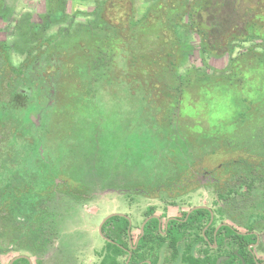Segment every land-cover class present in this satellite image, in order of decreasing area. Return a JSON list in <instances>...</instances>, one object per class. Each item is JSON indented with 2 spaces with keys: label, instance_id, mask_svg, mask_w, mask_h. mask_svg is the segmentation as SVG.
Returning a JSON list of instances; mask_svg holds the SVG:
<instances>
[{
  "label": "trees",
  "instance_id": "1",
  "mask_svg": "<svg viewBox=\"0 0 264 264\" xmlns=\"http://www.w3.org/2000/svg\"><path fill=\"white\" fill-rule=\"evenodd\" d=\"M243 2L150 0L140 13L136 0H95L92 12L70 15L68 0H48L40 21L25 15L15 46L27 54L25 61L0 59V236H14L15 243L30 236L33 245L41 236L46 252L50 236H60L73 212L51 206L60 190L70 196L88 192L91 184L127 188L132 181L143 189L150 179L134 170L143 159L167 171L150 187L173 185L190 176L195 163L219 159L223 180L239 181L232 194L241 201L262 199L240 214L251 234L234 235L240 242L251 236L253 244L264 221V0L245 9ZM53 26L58 29L49 33ZM224 56L222 69L209 63ZM119 93L132 105L121 106ZM232 105L242 108L237 116L215 119ZM63 107L68 112L58 113L55 125L66 124L68 133L54 154V113ZM204 212L191 213L187 224L201 226ZM117 219L107 222L109 233L122 230L112 228ZM227 231L219 235L230 236ZM8 247L0 239V253ZM116 259L108 254L104 264ZM249 264L258 261L252 256Z\"/></svg>",
  "mask_w": 264,
  "mask_h": 264
},
{
  "label": "flooded vegetation",
  "instance_id": "2",
  "mask_svg": "<svg viewBox=\"0 0 264 264\" xmlns=\"http://www.w3.org/2000/svg\"><path fill=\"white\" fill-rule=\"evenodd\" d=\"M18 23L19 21L17 19L10 17L9 10L7 9L4 0H0V31H2L5 28V25L8 24H12L14 29ZM1 39L0 36V59L2 62L5 61L8 64V59L6 57L7 54L3 51V44L6 43V39H4V37L2 40ZM228 157L230 160L237 162L234 155ZM211 160L212 159H208L205 162L195 163L197 164V167H194L191 175L186 178L178 179L173 185L160 184L150 187L148 190L145 188H136L134 186L135 190H141L149 194L151 193V195H149L151 201L148 205V210L151 214L145 217L141 224L138 223L136 227H134L133 222L127 219V217L110 215L111 217L106 220L109 217L108 216L105 219L106 221L104 220L102 223L103 226L101 232L99 228V233L105 240L106 244L103 243L96 247L93 246L88 250L95 254L98 259V264H104V262L107 261L108 254L112 256H115L116 254V261L118 264H217L219 259H221L220 264H243V262L244 264H249L252 256L253 259L258 261V264H264V236H260L259 233L260 228L264 226V221H262L261 224H259V227L256 228V231L253 232V234L256 235V240L253 244H251L250 241L251 236H242L243 239L240 242V239L237 238V236H234L236 231L241 232L243 235L251 233H245L244 227L243 230L234 227L233 219H224L220 217L221 211L217 208V204L219 203L218 198L213 202L216 203L214 206L204 204L192 205L186 212L185 216L180 214L166 216V211H169V206H167L164 201L157 200L158 197L156 196V192L164 191L169 194L168 196L171 199H173L169 200L170 206L179 207L180 205L176 204L177 202H174L175 199H182L191 193L202 190L203 188H211V191H218L217 185L220 180H223L221 174L223 164L219 163L217 166L212 167L214 163L211 165ZM208 164L212 167L211 169L207 167ZM107 190H127V188L107 187ZM60 191H62V193H58L56 197L58 195H64L65 193L68 194L67 190ZM70 193L76 198L77 195L82 196L83 200H85L83 202H89L85 198L87 194L85 192L76 193V191H71ZM71 195L66 197L72 199ZM73 202L75 203H73L68 210H75L77 207L76 202L81 201L73 200ZM182 203L186 204V201H183ZM38 205L39 203L37 204V207ZM159 207H161V209H159ZM197 210L205 211L202 213L200 222L201 226L192 227V225L187 224V222L191 220L190 214ZM115 216H119V219H117L118 222H114L118 227L112 228L114 230L122 228V230H125V233L121 234L120 232L122 230L118 233H109V225H107V222ZM121 220L124 221V223L119 222ZM21 227L24 228V226H19V229ZM224 227L227 228V234L230 236H223L224 233H222L221 236L219 235V231ZM62 234H64L63 228L60 236H50L52 240L51 248L46 252H43L40 246L41 236H38V240L33 249L24 246V243L30 236H19L20 240H24L21 244L14 242V236H0L1 240H4L9 244V251L6 253H0V256L15 253V255L9 260L8 264L14 259H24L28 264H45L46 257L56 253L59 255L55 256V262L50 264H79V258L84 255H82V253L81 255L75 254V252L72 251V247L67 248L62 246L60 242ZM144 236H147L146 241L143 239ZM236 240L238 246H243L242 249H235ZM12 242L13 244H11ZM27 244L29 243L27 242ZM111 245H114L115 248H111ZM239 250H241L242 253H239ZM141 256L144 258L140 260L139 257Z\"/></svg>",
  "mask_w": 264,
  "mask_h": 264
},
{
  "label": "rangeland",
  "instance_id": "3",
  "mask_svg": "<svg viewBox=\"0 0 264 264\" xmlns=\"http://www.w3.org/2000/svg\"><path fill=\"white\" fill-rule=\"evenodd\" d=\"M136 1L140 13L144 12L145 8L150 2V0ZM251 1L252 0H248L247 3L243 2L242 8L245 9L246 7H249L251 5ZM4 2L7 5V9L9 10V15L11 18L13 17V19L15 18L20 21L25 17V15L29 14L32 16L33 20L40 21L39 16L45 13L48 0H4ZM94 7L95 0H68V12L70 15L76 14L77 12L90 13L93 11ZM77 20L82 22L85 21V18L78 17ZM16 26L13 29L12 24L5 25V28L0 31V36L2 39L3 37L4 39H6V43L3 44V51L6 52L8 61L11 64L19 65L25 61L27 54H21L15 50V46L18 41ZM57 29L58 26H53L49 29V33H52ZM228 59V56H224L222 58H212L210 59L209 63L215 68L222 69L227 64ZM115 97L116 100L118 99V102H121V106L132 105L131 97L126 96L123 93H119ZM240 110H242V108H237V105H232V107L228 108V110L225 112H216L215 119H232L233 117L237 116ZM64 111L68 112V110L63 107L59 108L54 113V131H52V135L49 140L50 152L54 154L57 152V145L62 142L61 136L68 133V127L66 126V124L60 125L61 127L55 125L57 124V117H59L58 113ZM182 113L185 114L186 111L183 110ZM125 114L126 111L123 110L121 112V116L123 119H125L126 117ZM120 124L122 123L120 122ZM92 131L93 129H88L87 133L91 135L93 133ZM146 158H148V156ZM119 160L124 171V164H122L123 162H121V159ZM219 163H221V160L219 159H214V161L212 159L210 162V164L213 165L212 167L217 166ZM137 166H141L142 168L135 167L134 170L138 169V171H135V175H137V172L141 171V175H143L147 179H150L149 184L145 186V189L147 190L150 188L149 185L155 183V176L161 177L167 173L166 169L163 168L164 165H160L155 161H146V159H143L141 161V165ZM207 167L210 169L212 168L209 164L207 165ZM118 169L120 171V166ZM133 182L134 181H132L131 183L129 182L127 190L115 191L107 190V187L91 184L85 196V198L89 202H83L85 200H79L82 203L76 202V209L73 210V212L71 211V215L65 217V227H63L64 234H62L60 242L62 246H65L67 248L72 247V251L75 252V254L81 255L82 253V255H84L83 257L79 258V264H98V259L96 258L95 254L92 251L88 250L90 249V247H96L103 243L106 244L105 240L99 233V228L108 216L119 215L122 217H127V219L133 222L134 227H136L138 223L141 224L145 217H147L149 213L148 205L151 201L149 199V195H151V193L149 194L141 190H135L134 186L131 185L133 184ZM238 182L239 181H235L234 179L228 181L220 180L219 184L217 185L218 191H211V188H203L202 190L191 193L187 197H184L182 199H175L174 202H177L176 204H179V207L170 206L169 200L173 199L168 196L169 194H167V192H156V196L158 197V201H164L167 206H169V211H166V216H174L177 214L185 216L189 208L195 204L214 206L216 203L213 202L218 198L219 203L217 204V208L219 211L225 212V215H220V217L224 219H233L234 227L243 230V227L239 222L242 220L245 221V219H241L240 214H244V212H247V210L249 209V205H251L252 207L259 205L262 199L254 198L249 201H241V197H237L232 194V192L236 190V184ZM222 193H227L228 198H221L220 194ZM183 201H186V204H183ZM73 203L75 202H73L71 198H68L64 195H58L56 199L51 203V206L56 207L59 212L64 214L66 210H68L72 206ZM161 207H159V209H161ZM119 222L124 223V221L122 220ZM259 233L260 236H264V226L260 228ZM22 242H24L23 239L20 240L19 244H21ZM27 242L28 240H26L24 246H27L29 249H33L35 247V245L29 242V244H27ZM14 255L15 253L0 256V264H8L9 260ZM57 255L59 254L55 253L47 256L45 259V264L55 262V256Z\"/></svg>",
  "mask_w": 264,
  "mask_h": 264
},
{
  "label": "water",
  "instance_id": "4",
  "mask_svg": "<svg viewBox=\"0 0 264 264\" xmlns=\"http://www.w3.org/2000/svg\"><path fill=\"white\" fill-rule=\"evenodd\" d=\"M33 121L36 123L37 126L40 125V120H39V118H38V119H34V118H33ZM198 208H200V207H198ZM190 213H191V211H190ZM188 216H189V214H188ZM110 217H111V216H109L106 220H108ZM106 220H105V221H106ZM102 226H103V224H102L101 227H100V232L102 231ZM142 231H143V228H142ZM15 260H16V259L12 260L10 264H13ZM220 263H221V259H219V260L217 261V264H220ZM243 264H244V262H243Z\"/></svg>",
  "mask_w": 264,
  "mask_h": 264
}]
</instances>
